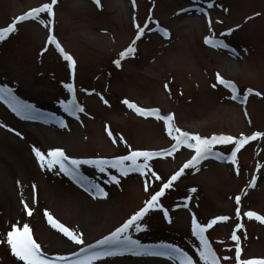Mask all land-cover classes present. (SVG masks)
<instances>
[{
  "label": "rangeland",
  "instance_id": "rangeland-1",
  "mask_svg": "<svg viewBox=\"0 0 264 264\" xmlns=\"http://www.w3.org/2000/svg\"><path fill=\"white\" fill-rule=\"evenodd\" d=\"M46 2L50 0H0V28ZM53 12L18 21L0 40V86L37 109L18 115L0 100V264H18L5 235L13 224L22 228L24 223L42 252L60 258L105 247L109 254L91 264H180L178 257L158 254L166 242L183 248L194 264H206L199 256L193 219L203 224L216 216L227 219L215 221L205 235L219 264L236 263L237 244L242 261L264 257V220L247 215L264 216V136L245 141L241 135L264 133V0H100V5L96 0H57ZM215 40L228 47H218ZM57 41L75 59L74 68ZM133 41L135 51L117 66L114 61ZM218 73L234 82L239 90L235 99ZM73 98L83 106L77 115L61 104ZM125 98L158 109L160 116L138 113ZM163 114L173 119L165 121ZM169 124L201 136L237 137L212 145L217 155H232L236 148L234 159L206 155L185 167L158 198L163 208L143 217L148 226L128 230L140 247L110 251L97 245L194 154L184 144L172 149L178 133L170 135ZM34 145L45 152L62 147L68 156L82 158L120 156L131 149L167 153L150 158L143 174L124 175L110 165L101 172L81 163L80 172L88 178L82 186L58 165L42 167ZM112 174L120 180L112 181ZM95 183L108 194L93 195ZM45 209L83 243L49 223ZM233 233L240 239H233Z\"/></svg>",
  "mask_w": 264,
  "mask_h": 264
},
{
  "label": "snow or ice",
  "instance_id": "snow-or-ice-1",
  "mask_svg": "<svg viewBox=\"0 0 264 264\" xmlns=\"http://www.w3.org/2000/svg\"><path fill=\"white\" fill-rule=\"evenodd\" d=\"M57 3V0H50V2L43 3L38 7H34L29 9L28 11L17 15L14 20L7 24L6 27L0 28V40H3L7 34L13 32L16 27V23L18 21H22L27 18H36L40 19L39 14L41 12H46L48 16L54 15L53 5ZM97 5H100V0H96ZM133 4H135V0H133ZM43 22V21H42ZM165 35H169L167 29H163ZM226 31H232V29H227ZM143 32V29H140V33ZM49 40H55V37L50 35L48 37ZM206 40L209 43H212V39L207 38ZM216 44L218 47H228L227 44L224 43L223 40H217ZM56 47L59 52L70 62V66L74 68L75 59L71 56L70 53L65 51L63 47L56 42ZM135 51L134 41L129 44L127 48L121 51L119 54V58H117L114 63L117 66H120L121 58L126 56L129 53H133ZM217 79L220 80L221 83L228 84L232 88L233 98L239 94V90L235 86L234 82L225 80L223 77L217 74ZM68 87L70 89L73 88V85L69 84ZM87 91V90H86ZM247 91H254L253 89H248ZM0 100H4L13 111H15L18 115H23L26 113H33L37 111L36 106L33 104H29L19 97H17L11 89L6 86H0ZM108 103L107 100L104 101ZM130 108L136 109V111L140 114L146 115L148 113H155L158 117L160 116L158 109H146L141 108L137 104L132 101H129L127 98L123 101ZM61 104L64 107L66 112L71 113L72 115H77L78 111H83V106L78 104L76 100L70 99L61 101ZM51 117L55 118V114H49ZM32 119H42V116L33 115ZM62 122V118H58ZM163 119L165 121H171L173 119L172 114L164 115ZM7 126V125H5ZM167 130L169 134L178 133L175 136V143L171 146L172 149L178 148L180 145L184 144L189 149H194V154L191 156L190 160L185 161V164L181 166V168L174 172L171 177L165 181L162 186L154 192L150 199H147L143 206L140 207L137 211L133 212L127 219L124 220L118 227L114 229V231L110 232L107 236L97 240L95 243L97 245H107L112 249H126L131 250L132 248L140 247V241L133 239L131 235L127 234L130 228H134L137 231L145 229L148 225L143 221V217L145 214L149 212L150 209L155 208H163V205L158 202V198L161 197L165 189L171 186L172 181H175L181 173L184 171L185 167L192 166L195 163L199 162L206 155H211L214 152L212 145L219 141H236L237 137L231 135L224 134H216L213 133L211 136H201L199 133L184 131L178 127H174L172 125L167 126ZM109 135H112L109 130ZM243 140H249L254 137L264 136V133L259 131L252 132L251 136H243ZM131 147V146H129ZM240 147V144H237V148ZM33 151L42 167L45 168H53L55 166H59L61 170L66 172L73 179H76L78 183H82L87 181L88 178L84 177L80 172V165L88 164L94 165L101 172H108V167L111 166L113 169L119 170L120 173L127 175L129 172L137 171L143 174L145 170L150 168V158L160 156L163 154V150H149V149H131L127 154L113 157H105V156H97V157H73L68 156L65 150L62 147H51L47 149V151H42L40 147L33 146ZM236 148L232 150V155L228 156L227 159L233 160L235 156ZM140 158H143L142 160ZM70 161V165L65 161ZM159 178V177H157ZM111 180L118 182L120 180V176L112 174ZM19 183V182H18ZM255 180L253 179V184ZM147 187V184H145ZM194 190V189H193ZM108 193L105 191L104 187H102L99 183H95L93 185V195L106 196ZM237 201H239L240 197H236ZM24 208L27 209L28 213L31 214L33 209L28 206L27 202H24ZM45 213L48 216L49 223L53 224V226L60 229V231L66 233L71 237L73 241H80V236L75 234L73 230L69 227H66L59 220L55 219L52 214L45 209ZM165 216L168 215L167 209L164 210ZM247 215L249 217H257L260 220H264V216H261L259 213L254 211H248ZM227 217L225 216H216L210 219L207 223H197L195 219H193V231L195 235L199 237L201 247L199 249V256L202 260L206 262V264H219V259L216 256L215 251L210 246L208 239L205 235V229L209 228L215 221L225 220ZM237 228L241 227V225H236ZM233 239L239 240L235 233L232 236ZM5 239L8 245L11 247V251L15 254L16 257L19 258L18 264L23 262V264H58L60 257L57 259H46L45 253L41 251L40 244L33 238L32 231L28 223H24L23 227H17L13 224L6 232ZM241 246L240 244L236 245V264H264V257H250L247 260H240L241 254ZM81 252L85 251V249H81ZM109 252L107 249H101L100 251H90L86 257L81 258L80 260H76L73 264H91V261L97 256L108 255ZM161 256L165 257H178L180 258V264H194L192 256L188 255L187 252L183 248L178 247L177 245H169L166 242H161V250L158 253Z\"/></svg>",
  "mask_w": 264,
  "mask_h": 264
},
{
  "label": "bare ground",
  "instance_id": "bare-ground-1",
  "mask_svg": "<svg viewBox=\"0 0 264 264\" xmlns=\"http://www.w3.org/2000/svg\"><path fill=\"white\" fill-rule=\"evenodd\" d=\"M1 181H2V176H1V174H0V183H1Z\"/></svg>",
  "mask_w": 264,
  "mask_h": 264
}]
</instances>
